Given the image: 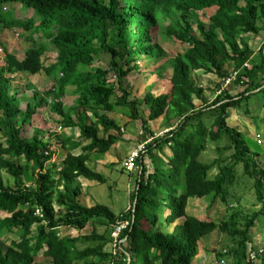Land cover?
<instances>
[{
	"label": "trees",
	"instance_id": "obj_1",
	"mask_svg": "<svg viewBox=\"0 0 264 264\" xmlns=\"http://www.w3.org/2000/svg\"><path fill=\"white\" fill-rule=\"evenodd\" d=\"M7 3L34 11L40 19L35 29L58 49V56L47 67V45L32 44L22 59L6 53V64L0 67V132L5 138L0 142V237L12 231L19 236L11 244L0 243V264H42L36 261L40 253L51 264H193L200 240L217 229L227 233L236 245L229 252L235 264H252L247 262V243L261 211L241 218L243 221L234 212L217 224L189 215L186 208L192 198L210 196L227 202L229 186L237 182L238 164H243L244 173L255 179L258 202L264 201V168L253 157L243 134L228 124L230 107L240 106L253 94L252 90L264 86V48L255 56L248 43L249 36L261 33L257 23L264 22V0H0L1 24L30 31L32 21L5 14L10 12ZM208 9H214V13L207 22L193 15ZM153 28H158V36L177 40L186 48L166 58L172 69L168 92L155 95L149 91L140 100H130L122 81L129 75L134 58L156 61L171 44L156 41ZM115 36L116 42L110 45ZM101 52L110 54L108 67L93 66ZM246 62L250 69L243 67ZM125 66H129L127 70ZM200 69H212L220 80L241 69L232 86L243 84L245 88L235 95L223 92L212 104L198 106L195 99L202 100L204 89L196 86L191 73ZM42 71L54 80L55 97H41L35 91V104L29 103L22 110L19 93L13 91L8 74ZM110 72L117 74L115 86L107 77ZM154 74L160 77L159 72ZM243 78L247 81L243 82ZM70 95L76 98L65 109L64 99ZM44 101H49V109L62 117L63 127L80 131L79 138L74 132L61 136L66 154L60 164L52 162L57 152L51 143L53 132L35 128L30 136L22 133ZM138 103L147 107V118L140 114ZM106 111L141 120L144 129L149 121L165 117L168 128H172L144 147L138 159L140 172L130 209L119 215L107 205H87L78 199L83 193L80 177L107 181L103 173L89 165L91 154L107 153L122 135L119 124L102 113ZM92 117L96 119L94 123H90ZM101 130L106 135H101ZM113 130L118 133H111ZM224 138L230 144L218 147V151L234 148V153L229 165L217 160L219 173L210 178L214 164L201 162L200 156L209 143L219 145ZM81 146V153L72 152ZM165 146L171 149L170 156L155 155L156 149ZM145 157L151 161L152 170ZM20 158L32 164L30 185L23 177L26 168L14 160ZM3 172L12 175L14 186L5 185ZM37 208L42 215L36 214ZM166 209L169 212L165 215ZM181 218L184 221L169 233L156 229L161 224L169 227ZM123 219L130 221L120 236L127 237V246L123 243L114 254L106 247L113 240L118 220ZM93 224L105 228L98 232L94 226L90 234L63 236L58 231L68 226L80 232ZM80 243L86 245L80 247ZM219 255L223 256V252Z\"/></svg>",
	"mask_w": 264,
	"mask_h": 264
},
{
	"label": "rangeland",
	"instance_id": "obj_2",
	"mask_svg": "<svg viewBox=\"0 0 264 264\" xmlns=\"http://www.w3.org/2000/svg\"><path fill=\"white\" fill-rule=\"evenodd\" d=\"M7 4L10 12L7 11L5 14L8 16L11 15L12 17L18 18L34 13L32 9H24V7L20 4H16L15 7H13L11 3ZM213 13L214 9H208L203 12H193V15L195 18L207 22L209 16ZM257 24L262 28L260 33V35H262L264 33V22L259 20ZM14 29H17V27H14L11 31H8L7 29L4 30V26H2L0 22V43L3 44V46L5 44L11 45V43L16 45L21 41V34V37L15 35L13 33ZM17 30L19 31V29ZM157 32L158 28H153V34L154 37H156V41L161 44H164L165 42H170L171 44H167L165 47V55H158V59L156 61L153 60L147 62L145 58H134L131 63L129 75L123 76L122 81L123 86L130 92V100H140L149 91L153 92L155 95H158L162 92H168L170 90L172 69L168 65V61L166 62V58L174 53L183 52L186 46L177 40L164 39L163 36H158ZM114 35L115 34H113V36ZM39 37L42 39L40 42L47 44L48 49L44 58L45 64H50L58 56V49L46 37H41V35H38L37 38ZM1 39H3L5 43L3 40L1 41ZM116 39V36L111 38L110 45L114 44ZM21 43L22 46L19 48L21 54L20 56H24V51L28 46H24L23 42ZM248 43L250 44V47L254 53H258L260 51L259 48H264V42L253 35L249 36ZM118 48L122 50L121 46H118ZM5 60V53L0 52V67L5 65ZM110 61L111 58L109 53L102 52V54L97 57V60L93 65L108 67ZM161 64H164V67H160L161 69L159 68L158 71L157 68ZM128 67L125 66L124 70H127ZM154 72H159L160 77L157 74H154ZM8 77L12 78L13 91L19 93V107L22 110H25L27 104L29 103L35 104V91L39 92L41 97L49 94V97L52 98L56 95L52 89L54 80L50 79L45 72L38 74L21 72L13 75L8 74ZM263 77L264 76H261V78ZM191 78L194 80L196 86L203 87L204 89L202 100L195 99V103L198 106L212 104L216 100V91L219 89V84L221 82L217 75L213 73V70L211 69V71H206L204 69H200L192 71ZM116 80L117 79L114 80L112 76L109 75V81H111V84L114 85ZM230 87V93L235 95L244 88V85L239 84L236 87L231 85ZM257 90H259V88H257ZM116 91L119 95H121V92L118 90ZM69 97L70 98L68 99H64L65 109H67L69 105L73 104L75 100L74 98H76L73 97V95H70ZM50 104L51 103L48 101L39 107L40 110L38 114L36 112L37 115L35 114V116L32 117L31 123L23 127L22 133L24 135H32V129L34 127H38L39 122L42 123L40 126L43 128L44 124H46V120H52V129L56 124L61 123L62 117L58 113H55L49 109ZM137 106L140 108V114L144 118H147L149 115L147 107L143 103L140 104V106L138 103ZM228 112L230 115L228 118V124L243 134L251 152L256 155L258 154L260 159L264 161V88L260 92H253L249 98L242 101L240 106L230 107ZM102 113H106L110 119L115 120L119 124L122 130V135L119 139H117L116 144H114L107 153H93L91 155L89 165L96 171L103 173L107 178V181L105 183H100L96 180L80 177L78 179V183L81 185L83 193L79 196V201L87 205L97 203L107 205L116 215H119L120 213L126 212L129 209L131 203V194L136 187L137 178L140 172V170L137 171V167L134 172L121 170V167H124L125 165L127 156L131 152L132 148L142 143L146 144L147 141L150 142L153 139L149 132L152 131L155 133V135L161 137L165 132H167L166 130L169 128L166 124L167 120L165 117H160L157 120L149 121V123L146 124L147 129H144L141 120L132 119L121 112L106 111ZM95 121L96 119L92 117L90 123H94ZM210 121L213 122L212 119H210ZM17 125H20L19 120H17ZM70 132L71 128H67L61 133L52 134V146L56 147L57 151L54 155L53 161L61 162V160L64 158L66 152L62 148L60 138L62 135H68ZM73 132L75 133V136L79 138L80 131L75 129ZM112 132H114V130ZM114 133L117 134L118 132ZM100 134L106 135L103 130L100 131ZM258 140H262L263 144H259ZM4 141L5 138L2 132H0V142L3 143ZM219 143V145L217 143H209L207 149L200 156L201 162L214 164V167L209 172L210 178H214L215 175L219 173V165L217 164V160H222L224 164L229 165L230 162L228 161L234 153V148L223 149L219 152L218 147L224 148L230 144L225 138ZM79 148L78 150L73 149L72 152H81V147ZM171 154V149L168 146H165L162 150L156 149L155 151V155L162 158H166V156H170ZM14 160L17 164L26 168V172L23 177L25 178L27 185L32 184V164L24 158ZM145 162L146 164L150 165L149 170H152V163L147 157H145ZM262 164L264 165V163ZM49 165L50 164H48V166ZM243 168V164H238L236 167L237 182L229 186L228 191L230 192V195L228 196V203L223 202L220 198L212 200L210 196L197 199L192 198L189 199L187 212L190 215H194L200 219L214 221L217 224H220L224 219L228 220V217H230L234 212L239 213V219L241 220V218L247 215L261 211L258 215L255 226L251 228L249 232L250 239L247 243V259L252 262L250 256L256 255L255 252L263 250L261 255L258 257L257 264H264V201L258 202L259 200L257 199L256 191L253 186L255 179L245 174ZM3 179L6 186H14V178L10 173L3 172ZM232 204H235V207H232ZM54 208L57 213L56 215H58L59 206L56 203L54 204ZM168 212V209H166L165 215ZM4 213L5 212H2L3 215ZM182 221H184V218L178 219L176 223L171 224L169 227H167L165 224H161V226H157L156 229L159 228L163 233H169L173 230V227L176 224H179ZM237 222L240 225L238 219ZM36 226L37 225L34 226V229ZM94 226L98 232H102L105 228L104 226L93 224L87 226L85 229L79 232V230L70 228L68 226H61L58 231L60 236L65 234H90ZM156 229L154 230L156 231ZM13 240H19L18 234L14 231L7 232L0 237V243L5 245L11 244ZM85 245L86 244L84 243L79 244L80 247H84ZM125 246H127V243ZM235 246L236 245L233 243L227 233L217 229L210 235H207L202 240H200L199 253L194 258L193 264H235L233 253H229L231 250L235 249ZM4 249L2 248V250ZM106 250L115 253L112 243L107 245ZM224 250H226V252ZM220 251L225 252L226 255L220 256ZM117 256H119V254ZM36 259V261L41 262L42 264H51V260L47 257H43L41 253ZM222 259L225 260V263H223ZM82 264H89V261L87 263L82 262Z\"/></svg>",
	"mask_w": 264,
	"mask_h": 264
},
{
	"label": "clouds",
	"instance_id": "obj_3",
	"mask_svg": "<svg viewBox=\"0 0 264 264\" xmlns=\"http://www.w3.org/2000/svg\"><path fill=\"white\" fill-rule=\"evenodd\" d=\"M211 16V15H210ZM18 17V16H17ZM21 17H18V19H20ZM25 18V20L24 21H28V20H30V21H32L33 22V26H32V28H31V30L30 31H32L33 30V34L34 33H39V34H42V36L41 37H45L43 34V32H40V31H37L36 29H35V27L34 26H37L38 24H39V22H40V19L37 17V16H35V14L33 13L32 15H31V17H28V16H25L24 17ZM37 19H39V22L37 23ZM3 26V25H2ZM16 27V26H15ZM5 29H8L9 31H11L13 28H8V27H4ZM17 29H19V31L17 30ZM17 29H14L13 30V33L15 34V35H17V36H19V37H21V36H23L22 35V33H24V32H29V31H27V30H25L24 28H18L17 27ZM20 34H21V36H20ZM258 36V35H257ZM34 37H38V36H35V35H30V38H28V37H26V39L28 38V40L30 41V45H32V44H35V45H39V44H41V45H47L46 43H43V42H40V40L41 39H39L38 38V41H35L34 40ZM47 38V37H46ZM48 39V38H47ZM2 44L0 43V52H4L5 53V56H6V53H10L9 51H7V49L2 45ZM30 47V46H29ZM261 49V48H260ZM259 49V50H260ZM26 51V50H25ZM25 53V52H24ZM107 53V52H106ZM11 54H13V53H11ZM102 54V52L101 53H99L98 55H96V58H95V61L97 60V57L98 56H100ZM15 55V54H14ZM110 55V54H109ZM45 56V55H44ZM18 57V56H17ZM24 57V56H23ZM21 59V58H20ZM6 61V60H5ZM45 61V60H44ZM56 61V59H54V62ZM51 63H53V62H51ZM50 63V64H51ZM95 63V62H94ZM6 64V63H5ZM50 64H45V66H49ZM94 66V65H93ZM95 66H97V67H99V66H101V65H95ZM94 66V67H95ZM1 67H3V66H1ZM101 67H103V66H101ZM243 67H246V68H251V65L249 64V62H246L244 65H243ZM42 72H44V71H42ZM239 72H241V69L239 70V71H235V72H233L232 73V75L231 76H229V77H227V78H223L222 80H221V82H220V84H219V89L216 91V95H217V97L218 96H220L223 92H226V91H229L230 90V86L231 85H233V82L238 78V76H239ZM26 73V72H25ZM39 73H41V72H39ZM18 74V73H17ZM38 74V73H37ZM13 75V74H12ZM46 75H47V73H46ZM109 75H111L112 76V78L115 80V79H117V74L115 73V72H110L109 74H108V79H109ZM49 78L50 79H52L50 76H49ZM228 79H230V81L229 82H227V80ZM243 82H246L247 81V79L246 78H243V80H242ZM111 82V81H110ZM249 82V81H248ZM54 84V83H53ZM244 88H245V85H244ZM243 88V89H244ZM264 88V86L263 87H261V88H259L260 90L259 91H257V89H254V90H252V93L253 92H260L262 89ZM242 89V90H243ZM241 90V91H242ZM163 93V92H162ZM229 93H230V91H229ZM231 94V93H230ZM215 95V96H216ZM234 95V94H233ZM216 97V98H217ZM69 107V106H68ZM39 108V107H38ZM38 108H37V110H38ZM37 110H36V112H37ZM35 115V114H34ZM33 115V116H34ZM58 126H61L62 127V129L61 130H58ZM37 129V128H36ZM65 129H67V128H65ZM64 129V127H63V125L62 124H56L54 127H53V129H52V127H51V132H53L54 134H57V133H61L63 130H65ZM170 129H172V128H169L168 130H166L167 132L170 130ZM33 130H34V128H33ZM41 130V129H40ZM49 130H46V131H49ZM44 131V130H43ZM71 132H72V130H71ZM166 133V132H165ZM45 136H47V134L45 135ZM67 136H69V135H67ZM152 138H155V137H159V136H157V135H154V136H151ZM153 140V139H152ZM151 140V141H152ZM52 143V142H51ZM147 143H148V141H147ZM146 143V144H147ZM258 143L259 144H263V142H262V140H258ZM86 144V143H85ZM85 144H83V145H85ZM146 144L145 143H142V144H139V145H137L136 147H134V148H132V150H131V152L133 151V150H135L136 148H138L139 146H143V149H144V147L146 146ZM54 147V146H53ZM79 148V147H78ZM55 149H56V147H55ZM143 149H142V151H143ZM81 151H82V146H81ZM142 151L140 152V154L142 153ZM131 152L129 153V155L131 154ZM81 153V152H80ZM95 153V152H94ZM252 153V152H251ZM93 154V153H92ZM91 154V155H92ZM140 154H139V156H138V158H137V160H136V166H137V171H139L140 170V165L138 164V159H139V157H140ZM253 154V153H252ZM55 155V154H54ZM128 155V156H129ZM128 156H127V158H128ZM254 158H256V161L258 162V164H260V165H262V167L264 168V165L262 164V163H264V161L263 160H261L260 159V156L259 155H256V154H254V156H253ZM263 157H264V155H263ZM53 158H54V156H53ZM53 158H52V162H55V161H53ZM91 158V157H90ZM127 158H126V160H127ZM63 160V159H62ZM61 160V161H62ZM126 162V161H125ZM56 164H60L61 162H55ZM124 168H125V171L126 170H128L126 167H125V165H124ZM129 172H134L135 170H133V171H130V170H128ZM79 199V198H78ZM197 199V198H196ZM129 209H130V206H129ZM128 209V210H129ZM38 210L40 211V214L39 215H42V211H41V209L40 208H37L36 209V214H38L37 212H38ZM186 211H187V208H186ZM188 213V212H187ZM189 214V213H188ZM190 215V214H189ZM194 216V215H193ZM196 217V216H195ZM198 218V217H197ZM183 222V221H182ZM181 222V223H182ZM121 224H126V226L125 227H123L119 232H118V235L116 236V235H114V233H116L117 231H118V227L121 225ZM129 225H130V221L129 220H126V219H123V220H118V223L116 224V226L114 227V231L112 232V237H113V240H112V246H113V249L115 250V253L114 254H116L117 253V250H118V248H121L122 249V244L124 243L125 245H126V243H127V237L126 238H123V239H120V236H121V234H122V232L125 230V229H127L128 227H129ZM175 227V226H174ZM174 227H173V229H174ZM124 240V241H123ZM225 252H226V250H224ZM220 252H223V251H220ZM219 252V253H220ZM225 252H223V256L224 255H226V253ZM261 252H263V250H261V251H258V252H255L256 253V255H252V256H250V259H252V264H257V260H258V253H261ZM128 254V253H127ZM128 257H129V260H131V258H130V255H127ZM221 256V255H220ZM222 261H223V263H225V260L224 259H222ZM194 262V261H193ZM247 262H251V261H249L248 259H247Z\"/></svg>",
	"mask_w": 264,
	"mask_h": 264
},
{
	"label": "crops",
	"instance_id": "obj_4",
	"mask_svg": "<svg viewBox=\"0 0 264 264\" xmlns=\"http://www.w3.org/2000/svg\"><path fill=\"white\" fill-rule=\"evenodd\" d=\"M31 15L32 14H29L28 15V17H31ZM37 21V23L39 22V19H37L36 20ZM4 30H6L5 28H4ZM8 30V29H7ZM9 31V30H8ZM22 38L20 39L21 41L18 43V44H16V45H13L12 43H11V45H7V44H5L4 45V47L7 49V51H9L10 53H13V54H15L16 56H18L19 58H23V56H20L21 54H20V51H19V48L22 46V43L21 42H23V45L24 46H30V41L28 40V39H26V37H28V38H30V35H35V36H38V35H41L42 36V34H39V33H34L33 34V30L32 31H29V32H24V33H22ZM4 37V36H3ZM258 39H261L263 42H264V33L262 34V35H260L259 34V36H256ZM41 39V38H40ZM3 39H1V41H2ZM34 40L35 41H38V38L37 37H34ZM42 40V39H41ZM4 41V40H3ZM29 41V42H28ZM4 43H5V41H4ZM3 45V44H2ZM1 45V46H2ZM27 47V48H28ZM26 48V49H27ZM25 49V50H26ZM260 49V48H259ZM25 52V51H24ZM256 54L257 53H254V55L256 56ZM25 56V55H24ZM53 62H54V60H53ZM52 64V63H51ZM39 110H40V108L37 110V114H38V112H39ZM43 111V110H42ZM36 114V113H35ZM36 114V115H37ZM35 116V115H34ZM35 120V119H34ZM37 121H38V119H37ZM40 125H42V123L41 122H39V126L38 127H34V129L35 128H37V129H41V130H44V132H46V130H49L50 129V127H52V125H53V123H52V120H46V124H44V126H43V128H41V126ZM32 131H33V129H32ZM73 132V131H72ZM72 132H70L68 135H71L72 134ZM111 133H113L112 131H110ZM85 144V143H84ZM80 149V148H79ZM76 150H78V148L76 149ZM80 153V152H79ZM75 154H78V153H75Z\"/></svg>",
	"mask_w": 264,
	"mask_h": 264
},
{
	"label": "built area",
	"instance_id": "obj_5",
	"mask_svg": "<svg viewBox=\"0 0 264 264\" xmlns=\"http://www.w3.org/2000/svg\"><path fill=\"white\" fill-rule=\"evenodd\" d=\"M230 79L227 80V82H229ZM62 127L61 126H58V130H61ZM143 149V146H139L138 148H136L135 150H133L131 152V154L128 156L126 162H125V167L130 170V171H133V169L135 170L136 169V160L140 154V152L142 151ZM38 214H40V211L38 210L37 212ZM126 224H121L119 227H118V231L116 233H114V235H118V232L123 228L125 227Z\"/></svg>",
	"mask_w": 264,
	"mask_h": 264
},
{
	"label": "water",
	"instance_id": "obj_6",
	"mask_svg": "<svg viewBox=\"0 0 264 264\" xmlns=\"http://www.w3.org/2000/svg\"><path fill=\"white\" fill-rule=\"evenodd\" d=\"M260 90V89H259ZM259 90H257V91H259Z\"/></svg>",
	"mask_w": 264,
	"mask_h": 264
}]
</instances>
